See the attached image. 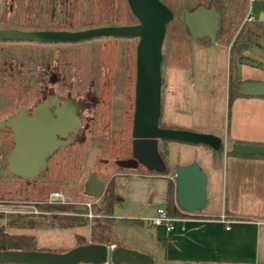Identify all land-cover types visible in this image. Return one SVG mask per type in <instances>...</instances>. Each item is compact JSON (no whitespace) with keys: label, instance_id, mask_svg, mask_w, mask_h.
<instances>
[{"label":"crops","instance_id":"obj_1","mask_svg":"<svg viewBox=\"0 0 264 264\" xmlns=\"http://www.w3.org/2000/svg\"><path fill=\"white\" fill-rule=\"evenodd\" d=\"M191 48L189 63L168 65L164 70L159 119L166 127L215 134L221 138L223 151L219 162L213 164L210 149L202 144L168 142L169 159L171 151L176 154L181 149L179 160L170 166L194 160L205 173V204L199 210L184 212L174 203L183 215L172 218L168 231L163 225L145 223L155 252L144 253L161 264H264V157L225 153L232 142L264 144V96L233 97L226 116L228 46L194 42ZM252 55L264 62V51ZM237 76L243 81H264V69L241 62ZM123 176L124 194L133 195L140 207L136 214H144L138 219L134 215L121 219L143 225L153 218L158 206L163 207L166 178L160 175L163 182H156L161 177L150 171L126 172ZM67 213L83 216L73 208ZM43 214L32 216L37 219ZM88 227L14 228L5 226L0 218L4 233L31 235L38 251L57 253L76 246L75 234L87 238Z\"/></svg>","mask_w":264,"mask_h":264},{"label":"rangeland","instance_id":"obj_2","mask_svg":"<svg viewBox=\"0 0 264 264\" xmlns=\"http://www.w3.org/2000/svg\"><path fill=\"white\" fill-rule=\"evenodd\" d=\"M161 1H163L173 13V17L165 24V32L161 43L160 73L161 79H163L162 77L164 76V70L168 65L177 66L189 63L192 55L191 46L195 42L187 37L179 21H177V13L183 7L189 9L194 7L196 4L205 5L210 0ZM219 1L221 2L222 10L225 11L224 13L226 15L228 12V1L224 0L223 2L218 0V2ZM246 2V9H249L254 16L257 17L260 12L264 14V0H246ZM4 4L6 7H4ZM15 5V0H7L6 3L5 0H0V28L12 26L14 28L13 12L15 10ZM86 5L87 3L83 1L81 6L82 8H85ZM242 18L237 24V28L242 24ZM252 22H250V24H252ZM1 42L4 46V49L9 50L16 49L14 47L15 45H19L20 47L21 45L38 46L37 49H31L29 51L36 52L37 54L42 53L47 59L50 60L46 70L45 67L39 68L40 66H33V68H36L37 72H46L44 73V75H46V78L44 79L45 81H39V84L43 83L42 88H52L54 89L55 94H61L63 96L70 95V97L74 98L88 97L89 101L91 102L89 108L87 107L82 109L80 112V128H78L77 132L78 134H82L80 136L81 138L79 139L80 142L76 140L72 146L67 148L61 146L56 149L59 151V153L64 154L66 150H70L81 145L80 168L77 170L75 176L72 179L61 181L59 188H57V190L64 192V194L67 196L68 203L65 204L71 206L74 202H82L91 198L85 192V179L90 172H95L97 178L103 182V191L100 195L99 202L106 194L105 186L108 179L113 177V191L116 194V198L112 202L109 211H107V213L109 212L110 216L104 212L105 216H109V218L106 219L108 220L107 228L110 230L109 237H115L119 246H130L132 250H135L139 253H144L147 251L152 254L155 252V247L153 244H151L147 236V228L144 226L145 221H143V225H141V222L137 220L121 219L133 218V215L134 219H138L139 215L143 216L144 214H136V212L140 209L139 204H137L136 200L133 199V195L129 197L124 194L123 179L125 177L123 176V173H144V171L147 170L141 165H138L133 169L118 167L114 163L115 159L125 158L129 155H121L119 157L117 153H111L107 147L105 148L103 146L105 145V141L108 142L110 139L116 140L117 143L119 136H122V133H119V128L122 126L123 128H125V126H130L133 81L130 85V80L126 84L125 79L129 77V74L125 72V68L128 66L131 68V64L133 68L134 45L136 42V37L101 36L86 38L74 42H29L21 40H3ZM259 42L260 48L255 45H250L246 49V52L252 59H255L252 53L255 54L256 52L260 54L264 51L261 49V47L264 46L263 42L261 40H259ZM97 43H102V45H104L103 50H96ZM200 43L208 42L201 41ZM257 61L262 63V65L259 67L264 69V62L260 60ZM19 62H21V59ZM243 62L252 63V65H254V63L250 60H243ZM97 68L99 70V80L101 81L102 79L103 82V72L106 73L104 75L108 80L107 83H104L103 86L98 88L100 91V98L104 100V103L107 106V111H105L103 105L101 109L97 111L93 110L92 93L95 85V71ZM12 76H16V74H13ZM52 76L53 80H51ZM0 79L3 80V82H9L7 75L5 74L4 76L2 75ZM28 81L31 82V79ZM102 82H100V84ZM14 87H16L15 83L8 85L6 88H4L3 85L0 87V118H4L5 116L12 114L19 105L25 106L27 112H31L35 107L34 103L37 100H35L33 93L25 97L24 94L21 95L19 91H15ZM34 88L35 83L32 89ZM102 117H106L105 123H101ZM158 125L165 126V124H163L160 119H158ZM168 142L169 141H157V149L166 153V158L163 156V159L167 168L165 172L157 174L164 176L166 179L174 183V181L168 177L172 176L173 174V166H170L169 163L174 164V162L179 160V153L181 152V149L179 147L177 152H175L176 154L171 151L172 159H169L167 148ZM35 147L38 146L35 144ZM9 155H11V153H9ZM7 156L8 153H6L5 146L0 144V187L4 186L5 188L0 189L3 190V194L1 193L0 195V204H2L4 208L8 210L6 212H1V214H21L19 211H14V209H16V205H21V200L31 201L38 198H23L21 197L22 195L19 196L15 192H11L10 186L16 185L17 183L22 184V182H24L23 180L31 179L33 176L37 175L44 165L45 158L41 160L42 162L39 161L36 166L34 165V162L31 166H29L28 164L24 163L27 158L25 152L23 153L22 158H19V154L16 152L14 156H9L11 167L19 165L22 168L20 173L15 174L7 163ZM39 157L40 156L38 155L35 158L38 159ZM31 170L34 171L33 176L28 175ZM160 175L159 177H161ZM163 180V177L155 179L156 182H163ZM128 190L132 191L133 189L131 186H129ZM97 205V203H92L91 210L93 213ZM147 207L148 206L145 205V209ZM141 209L144 210L143 208ZM48 213L49 211L43 215ZM37 219L41 220L40 216H38ZM86 226H89V234L91 233L92 240L104 238L102 235H100L98 226L92 225V223H87ZM89 234L88 237L84 239L85 244L90 243ZM153 264L161 263L159 259H155L153 260Z\"/></svg>","mask_w":264,"mask_h":264},{"label":"water","instance_id":"obj_3","mask_svg":"<svg viewBox=\"0 0 264 264\" xmlns=\"http://www.w3.org/2000/svg\"><path fill=\"white\" fill-rule=\"evenodd\" d=\"M135 23L125 25H104L78 30H24L18 28H0V40H27L36 42H74L101 36H134L133 93L130 120V152L125 158L115 159L121 168H135L141 165L146 170L157 173L165 170V163L158 152V140H170L189 144H202L211 149L221 146V138L209 132L185 128L159 126L160 89H161V43L165 24L173 17L172 11L161 0H125ZM176 18L185 26L191 39H207L213 43L219 24V12L214 5L199 4L192 9L181 8ZM257 20H264L260 12ZM237 91L245 96H264V81L245 80L238 84ZM53 96L34 107L31 114L25 112V106L0 119V128H7L13 135V147L8 154L11 170L20 173L19 165L11 167L9 156L17 152L19 158L27 155L25 164L31 166L52 152L60 140L53 129L45 131V124L51 120L48 108ZM52 121V120H51ZM55 122L57 120H54ZM69 121V120H68ZM27 143L23 144V141ZM35 144L38 147H35ZM230 151L241 155H264V144L232 142ZM40 156L36 159V156ZM13 158V157H12ZM29 176L34 175L30 171ZM174 201L184 212H193L205 204L206 175L196 161L175 164ZM85 192L90 197H99L103 191V182L95 172H90L85 179ZM109 193L104 195L102 210L107 211ZM74 211H85L83 204H74ZM113 248L108 251L111 264H153L152 257L135 250L117 246L115 237H110ZM104 244H85L74 246L57 253L50 251H0V264H99L105 260Z\"/></svg>","mask_w":264,"mask_h":264},{"label":"trees","instance_id":"obj_4","mask_svg":"<svg viewBox=\"0 0 264 264\" xmlns=\"http://www.w3.org/2000/svg\"><path fill=\"white\" fill-rule=\"evenodd\" d=\"M6 1L7 0H5V3ZM83 1L87 3L85 8H82L81 6ZM221 1L224 2V0ZM227 1L228 12L226 15L224 13L225 11L222 10L220 1L218 2V0H210L207 4H205V6H209L211 4L214 5L215 9L219 12L218 30L216 32L214 42L228 46L227 94L225 108L226 116H228L229 104L232 98L240 95L237 91V87L238 84L243 80L239 79L237 76V65L243 62V60H250L256 65H262V63L258 62L257 60L250 58V55L246 52V49L250 45H255L260 48L259 40H261L264 44V20H256L252 22V24H250V22H243L237 28V24L241 21V18L245 14L247 2L246 0ZM15 2L16 5L13 12V25L14 28L24 30H78L95 26L125 25L136 22V19L130 13L125 0H15ZM197 5L199 4L194 5V7ZM4 7H6L5 4ZM192 8H189V10ZM177 21L179 20L177 19ZM179 23L187 37L191 39L185 26L180 21ZM11 28H13V26ZM193 41H206L211 43L207 39H194ZM103 46L104 45H102V43H97L96 50H103ZM14 47L16 49L9 50L4 49V46L0 45V78L5 74L7 75V79L9 81L6 83L0 79V87L3 85V87L6 88L8 85L15 83V91H19L21 95L24 94L25 97L33 93L35 100H39L42 97L40 90L43 86V83L39 84V81H45L44 79L46 78V75H44V73L46 72H37L36 68H33V66H40L39 68L45 67L46 70L50 60L47 59L42 53L37 54L36 52L29 51L31 49H37L38 46L21 45L20 47L19 45H15ZM261 49L264 50V46L261 47ZM20 59L21 62H19ZM133 68L132 64L131 68L129 66L125 68V72L129 74V77L125 79L126 84L129 82V80V85L132 84ZM98 71L99 70L97 68L95 71L96 79L92 93L93 110L97 111L101 109L103 105L105 111H107V106L104 103V100L100 98V91L98 88L103 86L104 83H107L108 80L104 75L106 73L103 72V82L102 79L100 81L98 78ZM13 74H16V76H12ZM29 79H31V82L28 81ZM100 82L102 83L100 84ZM34 83L35 88L32 89ZM105 118L106 117H102L101 123H105ZM129 127L125 126V128H123L122 126L119 128V133H122V136H119L117 143L116 140L110 139L108 142L105 141V145L103 146L105 148L107 147L111 153H117L119 157L121 155H129ZM0 144L5 146L6 153H9L12 150L13 139L9 129L0 128ZM69 146L72 145H66L64 147L67 148ZM206 147L211 151L213 164L218 163L223 151L222 145L218 149H211L208 146ZM158 152L162 159L164 157L166 158V153H164V151L158 150ZM225 153L235 154L230 151V147L225 150ZM250 156L264 157V155ZM80 158L81 145L77 146L76 148L66 150L64 154L59 153L58 150L49 152L45 156L44 165L37 175L33 176L31 179L23 180L24 182H22V184L17 183L16 185H11V192H15L19 196L22 195L21 197L23 198L33 197L42 199L49 190L59 188L61 181L70 180L75 176L77 170L80 168ZM166 169L165 163V170L163 172H165ZM147 171L153 173L155 172L153 170ZM112 178L113 177H110L108 179L105 186L106 193H109L110 195L107 211H109L112 202L116 198V194L113 191ZM3 188L4 186L0 187V189ZM1 193L3 194V190H0V195ZM103 200L104 198L100 200V204L97 203L98 205L96 206L94 215L89 220V223L88 220L84 218V216L65 214L66 211L68 212L72 208V205L70 206L65 203H42L38 205L41 209L49 211V213L46 215H39L41 220L35 219L36 216H32L31 214L11 213L5 214L3 216L0 214V218L4 219L5 226L14 228H74L86 226L87 223H92V225L98 226L100 235H102L104 238L92 240L90 233V243L108 244L110 243V230L107 228L108 220L106 219H108L109 216H105V213L102 210ZM174 203V183L166 179L163 208L170 218L183 215V213L177 209ZM107 211L106 214L109 213H107ZM74 239L76 246L85 245L84 238L80 235L75 234ZM4 250L38 251L35 247V239L33 236L6 234L3 232V229L0 228V251Z\"/></svg>","mask_w":264,"mask_h":264},{"label":"flooded vegetation","instance_id":"obj_5","mask_svg":"<svg viewBox=\"0 0 264 264\" xmlns=\"http://www.w3.org/2000/svg\"><path fill=\"white\" fill-rule=\"evenodd\" d=\"M51 80H53V76L51 77ZM40 91L42 93V97L34 103L35 107H38L39 104L49 96H53L51 106L48 108L50 112L49 117L52 121L50 120L45 124V131L49 132L51 127H54L53 133L60 140L59 144L54 150L61 146L72 145L76 140L79 141L81 138L80 136L82 135L77 133L78 128H80L79 116L81 110L87 107L89 108V105L91 104L88 97L74 98L70 97V95L63 96L61 94H55L54 89L52 88H42ZM25 112L28 115L31 114V112H27L26 108ZM54 120L57 121L55 122ZM24 143H27V140L23 141V144ZM14 173L16 174L15 171Z\"/></svg>","mask_w":264,"mask_h":264},{"label":"built area","instance_id":"obj_6","mask_svg":"<svg viewBox=\"0 0 264 264\" xmlns=\"http://www.w3.org/2000/svg\"><path fill=\"white\" fill-rule=\"evenodd\" d=\"M251 1V0H248ZM257 20V17L254 16L249 9H246V12L242 18L243 22H252ZM155 173V172H154ZM157 175V173H155ZM160 175V174H159ZM171 180L174 181V175L168 176ZM100 197H91L90 199L84 200L82 202H74L72 204H83L85 206V211L81 212V214L86 218L88 221L92 218L94 213L91 210L92 203H97ZM42 203L48 204H57V203H68V200L65 194L57 189L50 190L47 192L46 196L43 199H36V200H21V205H16V209L14 211H19L21 214H31L36 215L40 213H46L47 210L41 209L38 205ZM4 206L0 204V212H6ZM172 218L166 214L164 208L162 206H158L155 209V215L151 219H147L145 223L147 225H163L165 230L168 231L172 228ZM113 248V245L106 246V256L105 260L99 264H111L108 259V251Z\"/></svg>","mask_w":264,"mask_h":264}]
</instances>
